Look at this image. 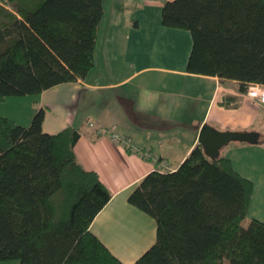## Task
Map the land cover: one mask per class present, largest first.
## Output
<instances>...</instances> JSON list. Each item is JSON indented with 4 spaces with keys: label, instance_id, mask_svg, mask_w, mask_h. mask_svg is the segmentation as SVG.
I'll return each instance as SVG.
<instances>
[{
    "label": "trees",
    "instance_id": "16d2710c",
    "mask_svg": "<svg viewBox=\"0 0 264 264\" xmlns=\"http://www.w3.org/2000/svg\"><path fill=\"white\" fill-rule=\"evenodd\" d=\"M102 15V0H0V101L83 78ZM161 22L189 30L188 72L235 80L240 92L264 84V0H164ZM43 114L28 125L0 115V261L127 264L90 231L111 193L76 158L78 130L45 132ZM251 193L229 158L196 143L129 194L156 222L154 243L129 264H264V222L242 224Z\"/></svg>",
    "mask_w": 264,
    "mask_h": 264
},
{
    "label": "crops",
    "instance_id": "0c3cea01",
    "mask_svg": "<svg viewBox=\"0 0 264 264\" xmlns=\"http://www.w3.org/2000/svg\"><path fill=\"white\" fill-rule=\"evenodd\" d=\"M163 1L102 0L92 66L83 78L0 101V115L18 124L28 125L43 108V131L56 133L66 126L78 130L76 158L111 193L90 222V231L127 264L156 237L154 218L132 205L129 194L147 172L174 170L198 143L203 123L259 133L256 143L231 141L219 153L252 181L246 217L264 222V142H259L264 121L257 125L264 108L242 96L235 80L186 70L191 34L162 24ZM106 131L125 137L128 144Z\"/></svg>",
    "mask_w": 264,
    "mask_h": 264
},
{
    "label": "water",
    "instance_id": "95a60500",
    "mask_svg": "<svg viewBox=\"0 0 264 264\" xmlns=\"http://www.w3.org/2000/svg\"><path fill=\"white\" fill-rule=\"evenodd\" d=\"M259 133L255 130H218L208 123L199 129L197 140L211 159L219 155L220 148L231 141L256 143Z\"/></svg>",
    "mask_w": 264,
    "mask_h": 264
},
{
    "label": "built area",
    "instance_id": "2783aa9c",
    "mask_svg": "<svg viewBox=\"0 0 264 264\" xmlns=\"http://www.w3.org/2000/svg\"><path fill=\"white\" fill-rule=\"evenodd\" d=\"M241 95L247 98H250L256 103H258L260 106L264 108V84L261 83H251L248 84L246 90L244 92H241ZM97 132H99L97 130ZM108 132V131H106ZM110 133V136L112 137L113 140L122 142L123 144L127 145L128 141L125 137L120 136L116 133L113 132H108ZM133 150L141 152L143 155H145L147 152L141 151V149L137 146H133ZM157 160V158H155Z\"/></svg>",
    "mask_w": 264,
    "mask_h": 264
},
{
    "label": "rangeland",
    "instance_id": "374dc122",
    "mask_svg": "<svg viewBox=\"0 0 264 264\" xmlns=\"http://www.w3.org/2000/svg\"><path fill=\"white\" fill-rule=\"evenodd\" d=\"M263 121H264V117L263 115L259 118L258 122H257V125H261L263 124ZM259 142H264V136H263V132L261 133V137L259 139ZM227 146V145H225ZM226 147H221L220 150L223 152L225 150ZM248 221V218L246 217L244 220H242V224L245 225ZM224 264H228V261L227 260H224Z\"/></svg>",
    "mask_w": 264,
    "mask_h": 264
}]
</instances>
